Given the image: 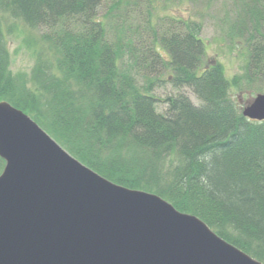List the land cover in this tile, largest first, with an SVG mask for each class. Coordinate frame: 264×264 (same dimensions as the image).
<instances>
[{
    "label": "trees",
    "instance_id": "1",
    "mask_svg": "<svg viewBox=\"0 0 264 264\" xmlns=\"http://www.w3.org/2000/svg\"><path fill=\"white\" fill-rule=\"evenodd\" d=\"M228 1V37L246 55L244 76L233 79L220 63L202 68L200 21L173 19L138 48L125 40L137 31L117 21L114 33L100 15L106 5L104 17L120 20L126 0H0V100L100 175L163 197L264 264V121L244 117L230 93L242 81L264 93V0ZM19 24L41 30L26 78L10 67L7 37ZM158 65L198 102L180 92L160 112V80L149 75Z\"/></svg>",
    "mask_w": 264,
    "mask_h": 264
},
{
    "label": "water",
    "instance_id": "2",
    "mask_svg": "<svg viewBox=\"0 0 264 264\" xmlns=\"http://www.w3.org/2000/svg\"><path fill=\"white\" fill-rule=\"evenodd\" d=\"M242 114L264 121V93ZM0 264H263L161 196L116 184L0 100Z\"/></svg>",
    "mask_w": 264,
    "mask_h": 264
},
{
    "label": "rangeland",
    "instance_id": "3",
    "mask_svg": "<svg viewBox=\"0 0 264 264\" xmlns=\"http://www.w3.org/2000/svg\"><path fill=\"white\" fill-rule=\"evenodd\" d=\"M123 5L127 12L124 16L122 12L120 20L115 16L104 17L107 12L106 5L100 10V15H102L105 23L110 21L117 24L118 21L121 26L127 24L133 28L134 32L137 31L138 33L134 35V38H125V40L131 39L134 46L141 48V46L153 45V30H162L164 27L167 28L173 19L200 21L203 24L201 37L206 43V56L202 68L220 63L229 79H233L236 76H244L246 61L245 50L241 49V47H233L228 37L231 31L229 16L230 1L126 0ZM124 18L126 20H124ZM117 25L116 30L111 29L114 33L120 34L118 31L122 30V28L119 24ZM18 26L19 27L16 28L13 33H9L7 37L10 53V67L14 75L26 78L30 76L37 59L36 52L41 46L42 41L41 30L32 29L21 24ZM124 27L128 26L125 25ZM139 34L142 35V38H139ZM159 49L161 48L159 47ZM161 52L167 57V53L163 50H161ZM127 57L128 56L125 55L126 61ZM156 69L160 71L158 73L155 71L153 74L149 75L151 77L157 75L158 77H156L160 80L154 85V87H156L155 95L161 100L158 104L160 112H163L166 108V104L163 100L168 96H174L180 92L186 93L194 102H198L189 89L183 88L179 90L172 86L170 81H168L172 72L163 69L161 65H158ZM143 83L144 80L139 78V84L142 85ZM258 86L260 87L261 84L259 83ZM255 88H257V86H250L247 85L245 81H242L239 87H232L230 93L234 100L241 106H244L258 94ZM49 135L54 138L51 134ZM60 145L66 149L62 144Z\"/></svg>",
    "mask_w": 264,
    "mask_h": 264
},
{
    "label": "bare ground",
    "instance_id": "4",
    "mask_svg": "<svg viewBox=\"0 0 264 264\" xmlns=\"http://www.w3.org/2000/svg\"><path fill=\"white\" fill-rule=\"evenodd\" d=\"M163 198V197H162Z\"/></svg>",
    "mask_w": 264,
    "mask_h": 264
}]
</instances>
